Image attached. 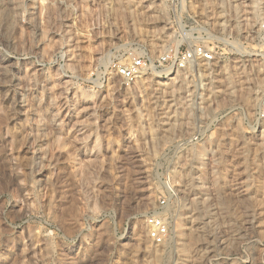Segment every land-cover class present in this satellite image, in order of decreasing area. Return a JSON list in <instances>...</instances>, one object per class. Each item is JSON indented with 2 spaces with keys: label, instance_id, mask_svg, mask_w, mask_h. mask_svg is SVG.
Listing matches in <instances>:
<instances>
[{
  "label": "rangeland",
  "instance_id": "rangeland-1",
  "mask_svg": "<svg viewBox=\"0 0 264 264\" xmlns=\"http://www.w3.org/2000/svg\"><path fill=\"white\" fill-rule=\"evenodd\" d=\"M4 12L0 264H264V0H14ZM196 42L215 53L201 71L159 62ZM141 56L154 64L123 79ZM195 177L208 203L186 189ZM151 214L166 216L165 242Z\"/></svg>",
  "mask_w": 264,
  "mask_h": 264
},
{
  "label": "built area",
  "instance_id": "built-area-1",
  "mask_svg": "<svg viewBox=\"0 0 264 264\" xmlns=\"http://www.w3.org/2000/svg\"><path fill=\"white\" fill-rule=\"evenodd\" d=\"M214 50L209 48L203 42H196L191 44L186 49H179V51H175L172 54L164 55L159 60L160 63L164 65H171L172 68H180L183 69L188 64L194 63L197 60H205L211 61L214 59ZM154 61L149 56H141L133 61L130 65H126L121 67L120 75L123 79L128 82L135 81L138 75L149 65H153ZM257 118L264 119V102L261 107H259L257 111ZM200 138L199 134L182 138L179 141L180 147H187L188 145L198 141ZM171 176L167 177L166 186L169 192V195L178 197V189L172 184L170 185ZM167 203V197H162L159 201V207L164 206ZM148 231L151 238L157 241H163L166 235L170 231V224L166 221V219L159 214H151L147 217Z\"/></svg>",
  "mask_w": 264,
  "mask_h": 264
},
{
  "label": "bare ground",
  "instance_id": "bare-ground-1",
  "mask_svg": "<svg viewBox=\"0 0 264 264\" xmlns=\"http://www.w3.org/2000/svg\"><path fill=\"white\" fill-rule=\"evenodd\" d=\"M14 1V0H13ZM13 1L11 2L10 0H0V15H1V13L3 14V13H5L4 11H6L7 10V8H9V6H11V4L13 3ZM12 8V7H11ZM140 12V11H139ZM148 14V13H147ZM222 25L223 26H225L226 25V21H223L222 22ZM166 39V38H165ZM164 41V40H163ZM165 42V41H164ZM179 45H180V42L177 44V48L179 47ZM166 46V45H165ZM9 59V57H5L4 58V60H8ZM204 61L205 60H201V59H199V60H197L196 62H194V63H191V64H188L187 66H185L183 69H184V71H187L188 69H190V70H192L191 68H193V67H197L200 71H201V69H202V67H203V65H206V64H203L204 63ZM4 62V61H3ZM206 62V61H205ZM209 62V61H208ZM2 63V62H1ZM205 68V67H204ZM198 70V71H199ZM200 71H199V73H200ZM189 72V71H188ZM188 73H186V75H187ZM264 80V79H263ZM231 83V82H230ZM204 87V86H203ZM261 89V88H260ZM259 91L260 90H258V91H256L257 93L255 94V98L251 95V94H249L248 96H247V100L249 101V102H251V104H252V102H257V101H260L261 99V97H260V93H259ZM261 92V91H260ZM188 93V92H187ZM204 88H203V92H201L200 94H199V98L200 99H204ZM186 98H187V103H189V102H191L192 101V97H191V95H187L186 96ZM263 98V97H262ZM190 104V106H191V104H192V102L191 103H189ZM257 105V104H256ZM255 106V105H254ZM204 107L203 106H201V110L203 109ZM263 128H264V121H263ZM191 149H193V148H191ZM193 151V153H194V155L199 159V160H202V159H204L203 158V150L202 149H197V150H192ZM192 153V154H193ZM177 165V164H176ZM201 172V171H200ZM182 175V171L179 169V167H178V165L177 166H175V169H174V178L171 180V183L170 184H172L173 186H175L177 189H179L177 186H178V177H180ZM187 178V177H186ZM192 178V177H191ZM191 182H192V180H191ZM200 183H202V179L200 180V177H195V179L193 178V182L192 183H189L188 182V184L186 183L185 185H186V189H190L191 188V185H192V187H194L195 185H197V187L195 186L194 188H196V189H194V188H192V191L193 190H196V193H194L195 195H198V197H196V198H193V201H196V200H198V202L199 201H201V203H205L206 202V200H207V198H206V194L205 193H203L202 192V190L200 191V188L202 187V185H200ZM190 186V187H189ZM204 188V187H203ZM204 190V189H203ZM206 192V191H205ZM206 193H208V192H206ZM193 195V194H192ZM207 196H209V195H207ZM209 199V198H208ZM187 203V198H184V200H183V204L185 205ZM206 203H208V202H206ZM195 205V204H194ZM198 205V204H197ZM207 205V204H206ZM202 206V205H201ZM205 206V205H204ZM208 207V206H207ZM204 210V209H203ZM205 211V210H204ZM203 211V212H204ZM164 216V215H163ZM164 218L166 219V216H164ZM195 223V222H194ZM191 226H192V224H191ZM190 226V227H191ZM194 226V225H193ZM174 229H175V239H176V242H178L180 245H181V247H180V245H179V247H180V249L182 248L184 251L183 252H185L186 250H187V243H186V240H190V239H188V238H190V235H192V233H190V232H188L187 231V229H186V225H185V223H183V221L182 220H178V221H175V223H174ZM194 229V228H193ZM193 236V235H192ZM164 242H165V240H164ZM165 244V243H164ZM161 245V244H160ZM177 245V244H176ZM155 249V248H154ZM161 249V248H160ZM163 250V249H162ZM188 251V250H187ZM186 251V252H187ZM159 256H160V253L158 254ZM183 262V261H182ZM181 264V263H180Z\"/></svg>",
  "mask_w": 264,
  "mask_h": 264
}]
</instances>
